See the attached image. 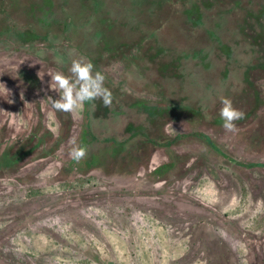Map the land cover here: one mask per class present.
Instances as JSON below:
<instances>
[{
	"label": "rangeland",
	"instance_id": "obj_1",
	"mask_svg": "<svg viewBox=\"0 0 264 264\" xmlns=\"http://www.w3.org/2000/svg\"><path fill=\"white\" fill-rule=\"evenodd\" d=\"M44 16L39 56L0 51V264H264V0H49ZM105 24L125 36L110 53ZM81 57L112 102L73 116L47 73ZM222 97L245 113L231 132ZM85 114L86 155L127 147L80 172ZM193 132L220 151L169 143Z\"/></svg>",
	"mask_w": 264,
	"mask_h": 264
},
{
	"label": "trees",
	"instance_id": "obj_2",
	"mask_svg": "<svg viewBox=\"0 0 264 264\" xmlns=\"http://www.w3.org/2000/svg\"><path fill=\"white\" fill-rule=\"evenodd\" d=\"M6 1V7L3 11H0V51L7 49L12 51L22 50L39 56L35 46L37 44H47L56 33L48 27L41 29L35 28L39 21L42 20V17H45V8L48 6L49 0ZM194 16L196 19H199L196 9H194V13L192 14V17ZM66 21L63 23V27L67 25ZM6 41H13V44H6ZM101 43L104 51L110 53L125 43V36L113 25L105 24L101 32ZM186 136H195L203 140L215 151H220L218 145L208 135L201 132L181 134L170 139L169 143L178 141ZM95 140L97 138L91 133L88 126L87 114H85L79 147L86 149L87 145ZM149 141L155 143L153 140ZM103 143L105 145L101 152L85 155L79 162L72 159L69 163V168L71 169L75 165L80 172H85L92 167L100 165L102 163L101 159L103 158L112 160L121 157L124 155L127 147V141L118 142L112 139H106Z\"/></svg>",
	"mask_w": 264,
	"mask_h": 264
},
{
	"label": "clouds",
	"instance_id": "obj_3",
	"mask_svg": "<svg viewBox=\"0 0 264 264\" xmlns=\"http://www.w3.org/2000/svg\"><path fill=\"white\" fill-rule=\"evenodd\" d=\"M56 62L63 63L59 59ZM67 72V75L61 71L47 73L50 77L47 88L57 94L56 98L47 97L52 109L79 116L87 102L99 99L104 106L111 104L112 94L105 87V76L100 71H94V65L90 60L83 57L72 59ZM43 76L44 73L39 76L41 80ZM221 105L218 116L222 127L229 132L234 131L235 121L243 119L245 113L234 108L227 98H221ZM70 143L75 144V141H70ZM70 155L73 160L79 162L86 155V149L74 146Z\"/></svg>",
	"mask_w": 264,
	"mask_h": 264
}]
</instances>
